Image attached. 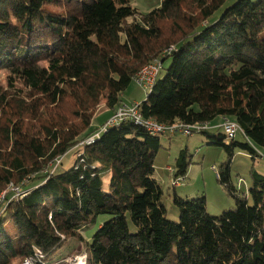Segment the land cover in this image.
Here are the masks:
<instances>
[{
  "label": "trees",
  "instance_id": "obj_1",
  "mask_svg": "<svg viewBox=\"0 0 264 264\" xmlns=\"http://www.w3.org/2000/svg\"><path fill=\"white\" fill-rule=\"evenodd\" d=\"M225 2L160 0L141 13L130 0H0V264L35 248L49 260L65 245H80L87 264H264V175L252 167L243 192L230 167L235 148L264 158V0ZM167 58L137 111L165 126L208 125L191 135L227 155L217 181L234 206L219 215L203 194L174 193L178 219L167 217L154 177L163 133L131 118L93 127L143 66ZM221 119L240 126L243 142L208 133ZM189 163L183 148L172 179H185ZM100 215L109 218L88 242L83 231Z\"/></svg>",
  "mask_w": 264,
  "mask_h": 264
},
{
  "label": "rangeland",
  "instance_id": "obj_2",
  "mask_svg": "<svg viewBox=\"0 0 264 264\" xmlns=\"http://www.w3.org/2000/svg\"><path fill=\"white\" fill-rule=\"evenodd\" d=\"M234 0H226L225 6L231 4ZM131 5L135 7L139 12L146 13L153 8L160 5V0H130ZM171 59L167 58L162 62L161 75L165 74L166 68L169 66ZM146 93L144 90L137 86L135 81L131 82L129 87L124 90L121 95V100L123 103L114 112L124 106H131L137 102L145 99ZM135 99V101H133ZM133 101V102H131ZM105 109H101L95 114L93 127H97V131H100L103 126L101 121H103V113ZM219 121H214L215 123ZM209 126L208 133L217 135L222 134L221 127ZM177 133V134H176ZM176 133H163L160 134L161 147L159 148L154 160V177L160 184L163 194L161 201L167 210V217L171 220L178 219V209L173 203V195H186L185 193H190L189 197H195L198 195H204L206 199V211L210 215H219L225 210H228L234 206L233 199L222 189L221 185L218 183L215 170L212 166L218 167V165L227 160V155L221 146L211 144L213 140L207 137L202 132H195L192 135L186 136L182 134L181 131H176ZM236 140L243 142V136L237 134ZM227 142V140H225ZM82 145V144H79ZM81 147L77 145L70 149L62 158V165L60 170L69 168L74 160L76 159L77 152ZM183 148L187 149L190 156V163L187 167L184 182L181 186L173 188L170 185V173L168 172V166L173 167L175 164V159L179 154V151ZM264 152V148H259ZM231 167V179L235 186L242 190L243 192L248 190L251 185L250 170L252 167L260 174L264 175V158H257L253 161L250 158L248 152L243 151L239 148L234 149V153L231 157L230 162ZM171 172V171H170ZM109 174H104L103 188L106 190L108 186ZM187 197V196H182ZM109 217L106 215H100L97 217L96 223L83 231L84 238L90 242L91 235L97 229L98 224L103 223ZM71 247V246H70ZM66 245L58 250L55 255L50 259L54 262L62 261L60 264H65L64 260L70 259L73 256L81 255L83 249L80 245L73 248L70 253L66 254L68 248ZM63 254H66L62 256ZM60 256L63 259H60ZM68 257V258H67ZM66 258V259H65ZM49 259V260H50ZM22 263V262H21Z\"/></svg>",
  "mask_w": 264,
  "mask_h": 264
},
{
  "label": "built area",
  "instance_id": "obj_3",
  "mask_svg": "<svg viewBox=\"0 0 264 264\" xmlns=\"http://www.w3.org/2000/svg\"><path fill=\"white\" fill-rule=\"evenodd\" d=\"M170 49H172V47L169 48L166 52L168 53ZM161 69H162V61L160 59H155L153 60V62H150L145 66H143L140 69V71H138V73L135 74L133 80L135 81L136 85L141 87L147 95L151 87L157 81ZM138 105H139L138 103H135L131 106H127V105L122 106L118 110V112L116 111L114 115L105 123V125L101 128L100 131H103L108 126L127 118L133 119L136 124L145 128L146 131L152 135H157L159 133H164V132L176 133V131H181L182 134L188 136L191 135V133L194 130L197 131L204 130L207 129L208 127L207 124H203V125L174 124L171 126H165L152 120H143L137 111ZM220 127L222 129V132L226 136L227 140L233 139L234 137L237 136V134L242 135L243 133L240 126L236 122L229 119H223ZM99 132H97L94 136H91L88 139H86L84 143L86 144L92 143L94 141V138L98 136ZM59 161L60 158L56 160L55 166L58 165ZM55 166H53L52 171L56 168ZM212 168H214L216 177H218V173L215 166H212ZM183 181H184L183 178L178 177L172 179L170 185L172 187H178L179 185L183 184ZM12 189L15 190L16 192H20V190L17 187H13ZM60 259H63V257H61ZM62 261L54 262L51 259L47 260L43 252L35 248L32 256L23 259L21 264H60ZM64 262L65 264H87V255L86 253H82L81 255L73 256L69 260L66 259L64 260Z\"/></svg>",
  "mask_w": 264,
  "mask_h": 264
},
{
  "label": "crops",
  "instance_id": "obj_4",
  "mask_svg": "<svg viewBox=\"0 0 264 264\" xmlns=\"http://www.w3.org/2000/svg\"><path fill=\"white\" fill-rule=\"evenodd\" d=\"M122 101V100H121ZM133 101H135V99H133ZM133 101H131V102H133ZM135 102H137V101H135ZM122 103H123V101H122ZM137 103H139V102H137ZM105 117V118H104ZM103 118H104V120L103 121H101V125L102 124H104V122L108 119L106 116H103ZM221 122H222V119L221 120H219V121H217L215 124H214V126H218L219 128H220V125H221ZM262 152V154H264V152L263 151H261ZM167 168H170V169H167L168 170V172L170 173V175H171V177H170V180H172V169H171V166H168ZM171 171V172H170ZM217 178V177H216ZM184 182V181H183ZM170 183H171V181H170ZM182 185V184H181ZM181 185H179V186H181ZM178 186V187H179ZM176 188V187H175ZM242 191V190H241ZM246 191H247V189H246ZM245 191V192H246ZM186 195H182V196H187V197H189V195H190V193H185ZM181 195H180V197H182ZM67 247H70L69 245L67 246ZM73 250V248L72 247H70V248H68L67 249V251H66V254L67 253H70L71 251ZM66 254H63L62 256H64V255H66ZM60 258H61V256H60Z\"/></svg>",
  "mask_w": 264,
  "mask_h": 264
}]
</instances>
